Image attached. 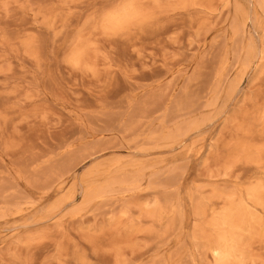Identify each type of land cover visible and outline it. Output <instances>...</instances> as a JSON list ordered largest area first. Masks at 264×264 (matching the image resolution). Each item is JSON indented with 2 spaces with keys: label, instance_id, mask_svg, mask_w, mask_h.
I'll use <instances>...</instances> for the list:
<instances>
[{
  "label": "rangeland",
  "instance_id": "rangeland-1",
  "mask_svg": "<svg viewBox=\"0 0 264 264\" xmlns=\"http://www.w3.org/2000/svg\"><path fill=\"white\" fill-rule=\"evenodd\" d=\"M0 264H264V0H0Z\"/></svg>",
  "mask_w": 264,
  "mask_h": 264
},
{
  "label": "bare ground",
  "instance_id": "bare-ground-1",
  "mask_svg": "<svg viewBox=\"0 0 264 264\" xmlns=\"http://www.w3.org/2000/svg\"><path fill=\"white\" fill-rule=\"evenodd\" d=\"M230 224H231V223H230ZM245 228H246V227H245ZM225 244H226V243H225ZM219 252H220V251H219ZM219 252H218V253H219ZM215 253H216V252H215ZM221 253H223V252H221ZM230 256H231V255H230ZM217 257H218V256H217Z\"/></svg>",
  "mask_w": 264,
  "mask_h": 264
}]
</instances>
